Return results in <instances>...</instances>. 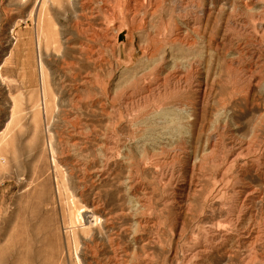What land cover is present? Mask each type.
I'll use <instances>...</instances> for the list:
<instances>
[{"label":"rangeland","instance_id":"374dc122","mask_svg":"<svg viewBox=\"0 0 264 264\" xmlns=\"http://www.w3.org/2000/svg\"><path fill=\"white\" fill-rule=\"evenodd\" d=\"M0 264H264V0H0Z\"/></svg>","mask_w":264,"mask_h":264},{"label":"bare ground","instance_id":"6f19581e","mask_svg":"<svg viewBox=\"0 0 264 264\" xmlns=\"http://www.w3.org/2000/svg\"><path fill=\"white\" fill-rule=\"evenodd\" d=\"M130 30H131V28L129 27V29H128V33L130 32ZM163 109H164V108H163ZM165 109H166V108H165ZM170 111H171V110H170ZM170 111H169V112H170ZM169 112H168L167 114H169ZM165 113H166V112H165ZM165 113H164V116H165ZM159 114H160V113H159ZM167 114H166V115H167ZM161 115H162V114H161ZM162 117H163V116H162ZM160 118H161V116H160Z\"/></svg>","mask_w":264,"mask_h":264}]
</instances>
